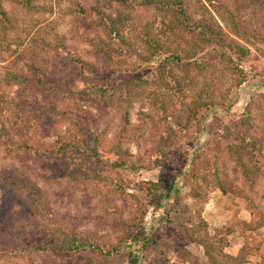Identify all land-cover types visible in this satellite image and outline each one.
<instances>
[{
    "label": "rangeland",
    "instance_id": "rangeland-1",
    "mask_svg": "<svg viewBox=\"0 0 264 264\" xmlns=\"http://www.w3.org/2000/svg\"><path fill=\"white\" fill-rule=\"evenodd\" d=\"M39 4L44 8L28 14L8 1L3 2L16 26L1 24L2 29L3 26L7 29L5 35L8 39L0 43L5 48L11 45V49L0 56V79L7 69L32 77L36 72L40 75L41 71V75H46L50 81L64 79L76 90H83L88 87L87 82L60 76V71H70L71 63L58 62L57 58L72 54L99 67L100 76L106 77L108 86L117 91L126 88L121 86L131 78L154 80V65L141 60L128 47L112 43L103 28L75 19L69 13V0H40ZM206 6L207 10L202 9L197 0H192L190 14L193 20L206 17L220 25L228 37L248 49L246 56L213 42L185 59L204 65L201 68L194 65L197 81L184 97L177 79L185 77V73L172 66L165 79L160 76V82L157 83L155 78L156 83L145 85L143 94L128 98L120 91L112 93L116 101L114 108L105 107L98 96H84L79 100L81 112H78L77 130L73 125L57 122L54 118L47 121L49 127H54L67 139L69 130H76L84 143L95 138H104L111 144L121 142L122 149L128 153L129 165H136L138 170L111 168L108 173L111 176L116 173L117 177L124 179L127 194L99 182L102 172L110 165L106 153L100 163L90 160L81 148L64 156H33V160L25 164L10 160L0 147V175L11 176L16 171L17 176L27 177L40 187L50 219L62 228L65 235L81 238L88 235L109 248V244H115L124 233L119 221L137 212L141 202L134 196H138L142 202V199L148 200L147 203L144 201L147 210L145 226L155 233L154 239L158 232L169 243L163 255L157 257L159 262L194 264L181 258V251L185 250L195 255L196 264H209L204 249L190 243L187 234L175 230L170 225L172 222H168V218H177L179 203L185 202L189 210L187 226L190 229L202 226L201 239L223 240L226 244L224 253L232 256L250 244L252 254L246 264L261 263L257 247H264V8L257 0H216L214 5ZM101 7L108 17L117 19L120 6L116 1L102 0ZM230 11L233 13L231 20L243 22L245 31L240 36H235L227 20L223 21L224 15L227 17ZM132 13L134 21L125 24L124 30L134 38L132 42L137 43L134 49L139 55H146L144 45L147 38L165 46L171 41L176 46L175 42L180 43V39L185 43L190 41V35L181 29L167 32L164 22L169 17L156 9L136 5ZM147 31H151L152 39L146 35ZM16 41L24 43L14 45ZM60 42L67 48L57 52ZM43 43L52 44L47 54L41 50ZM103 48H108L112 63H108L109 58L99 59L94 54ZM172 51L166 54L171 55ZM223 53L234 61H230L229 56L224 58ZM18 89L16 85L9 88L8 97L18 96ZM41 91L29 89L24 94L36 106L43 103ZM163 97L177 113L196 111L188 128H181L175 122L174 110L167 120L156 117L155 100ZM237 145L245 146L243 163L258 172L253 182L246 179L243 169L238 166L236 158L239 154H229ZM151 182H163L165 188L152 197L142 198ZM172 184H175L174 190L170 189ZM15 204H19L21 210L13 218V224L17 229L28 227L31 237L21 240L16 251L19 257L1 259L0 255V264H146L144 257L140 261L115 253L105 257L92 250L78 255L55 247L37 251L35 248L44 242L46 233L34 222H26L25 212L30 207L27 194L0 184V221L11 220L8 212ZM254 219L261 227L244 232L242 221ZM1 242L6 246L10 244L9 239L0 238V250Z\"/></svg>",
    "mask_w": 264,
    "mask_h": 264
},
{
    "label": "trees",
    "instance_id": "trees-1",
    "mask_svg": "<svg viewBox=\"0 0 264 264\" xmlns=\"http://www.w3.org/2000/svg\"><path fill=\"white\" fill-rule=\"evenodd\" d=\"M4 1H8L11 5L21 8L23 12L28 14L44 8L40 6V0H0V26L6 23L11 26H16L11 15L4 8ZM101 1L102 0H94L93 2L88 0H69L71 4L69 13L73 14L75 19L85 20V22L91 26L103 28L112 43H118L128 47L136 56L141 58V60L151 63L156 67L153 71V81L147 77L131 78L121 86V88L124 86L126 87L123 88L125 92L123 89L118 91L128 95V98H132L135 94H143L145 92V85H149L152 82L158 83L161 77L165 79V75L171 72L169 67L172 66L181 69V71L185 73V77L177 79V84L184 94L183 97L188 95L193 88V84H195V80L197 81L196 77L198 75H196V73L194 75V65L201 68L204 64H200L197 61H185V59L196 55L197 51L202 50L206 45L213 42H217L223 49L228 47L230 49H235L241 56H246V53L249 52L248 49L241 46L238 41L228 37V35L223 32L220 25L210 22L206 17L205 19L194 21V17L190 14L192 0H114L120 6L117 19L112 16L108 17L105 14L101 7ZM197 1L200 7L206 10L207 4L214 5V2H216V0ZM257 2L264 8V0H257ZM136 5L145 9H156L166 14V16L169 17L165 18L168 23L164 22L165 26H167V32H173L174 28L181 29L183 33L186 32L190 35V41L186 43L184 41L182 42V39L179 37L180 43L175 42L176 46L172 41L170 45L165 46V44L160 45L161 43L157 41L150 42L151 40L147 38L144 45L147 49L146 55L137 54L134 49L137 43L132 42L134 38L125 34L124 30L125 24L134 21L132 11H134ZM227 13V17L224 15L223 21L226 22L227 20V24L231 25L234 29L235 36H240V34L245 31L243 30V22L231 20L233 18V13L231 11ZM3 27L4 29H2V26L0 28V42L3 40L6 42L8 39V35H5L7 34V29L5 26ZM146 35L152 39L151 31H147ZM138 36L137 34L136 38ZM16 42L17 43L13 42V44L16 45L21 42V45H23L24 43L23 41ZM90 42L92 43V41ZM60 43L56 48L57 52L58 50L67 48L64 43ZM10 46L11 45L5 48V46L0 43V56L4 55L8 49H11ZM51 47V43H43L41 50L47 54L49 50H51ZM176 47L179 50H177ZM169 50H173L171 55L166 54ZM60 54H63V51H61ZM94 54H96L99 59L103 58L107 60V58H109L108 61L110 62L108 63H112V57L111 54H108V48L97 50ZM228 56L227 53H223L224 58ZM229 60L234 61L230 56ZM57 61L66 64L71 63L70 71H60V76L66 77L65 79L77 78L81 81H85L89 84L88 87L78 91V89H75L76 87L74 85L66 83L64 79L50 81L46 75H41V71L40 75H36V72L34 77H32L18 71L7 69L5 75L0 79V147L4 149L6 156L10 160L25 164L31 162L33 156L38 158L48 157L50 155L64 156L71 151H77L81 148L84 149V151L81 152H85L89 155L90 160L100 163L102 161L101 158L104 153H106L108 157L106 161H109L110 165L107 168L104 166L106 170L103 171V175L99 177V182L116 187L127 194L128 189L124 179L117 177L116 173L114 176L108 173L111 168H125L130 171L138 170L136 165H129V160L127 158L128 153L122 149V143L115 141L111 144L104 138H95L94 141L84 143L76 132L79 128L78 112H81V106L79 104L80 99L88 95L98 96L105 107L114 108L116 101L113 99L112 93L115 94L118 91L108 86V79L100 76L101 70L95 64L86 62L80 57L72 54L66 58H57ZM15 85L19 87V95L9 98L8 89ZM29 89L42 90L43 103H37L36 106H33L31 101H29L24 94V92ZM165 100V97L155 100L156 117L158 118V116H160L161 119L167 120L171 111L174 110V116L177 115V117H174L175 122H177L181 128H188L193 122L195 114H197L196 111H193V113L189 111L185 114L177 113L173 107L165 102ZM181 106L184 108V104ZM53 118L57 120V122L73 125L76 127V130H69L70 137L68 139L62 137L54 127L51 128L47 124V121ZM153 118H155V114ZM227 134L229 135L231 133L228 132ZM233 147L234 149L229 152L230 156H237L239 154L238 156L240 157L237 156L236 158L238 166L243 169L246 179L253 182L258 172L253 168H248V163H243L244 156L242 152L245 146L237 145ZM12 173L11 176L0 175V184L6 187L10 186L17 188L19 191H23L27 194L30 207L25 212L27 218L26 222H28V224L34 222L46 233L44 242L36 246L35 249H37V251H46L49 247H55L56 249H64L66 252L78 255L92 250L105 257L115 253L122 254L130 259H137L138 261H140L141 257H144L146 259V264H164L163 262H159L157 257L163 255V250L169 243L165 238L161 237L158 232L154 239L153 235L155 233L145 226L144 220L147 215V210L145 209L144 201L147 203V199H142V202L138 196H134L136 200L141 202L140 206L137 212L132 214L128 219L119 221L121 225L120 229H124V233L115 244H109L108 248L105 243L99 244L95 239L92 240L88 237V235H85L84 238L73 234L65 235L62 228L59 227L55 221L50 219L49 210L46 206V200L44 199V192L41 191L40 187L32 183L27 177L22 178L21 176H17L18 172L14 171ZM162 188H165L163 182H151L149 183L148 190H146V194L144 195V193H142L141 196L142 198L152 197L154 193ZM174 188L175 184H172L170 189L174 190ZM143 189L144 188L141 189L142 192ZM19 209L21 210L19 204L13 205L8 212L11 220L5 218L3 221H0V238L4 241L9 239L10 242L7 246L1 242V259L11 256L14 258L19 257V255L16 254L18 245L23 238L31 237L27 229L28 227L25 229H17L13 224V218L19 213ZM188 212L189 210L186 203L181 202L179 203L177 218L174 220L168 218V222H172L170 225L175 230L187 234L190 243L198 244L204 249L209 264L247 263L248 257L252 254V247L250 244L244 245L236 256L224 253L226 244L223 240L216 242L208 237L201 239L200 233L203 230L202 226L196 225L194 229L188 228V220H186ZM241 225L244 232L254 231L261 227L260 222L255 219L252 221H242ZM49 240L53 241L49 242ZM45 244H47L48 247H46ZM27 252H29V250H27L26 253ZM257 252L261 255L260 264H264V247H257ZM180 256L183 260H189L196 264L195 261L197 260L195 255H192L188 251H181Z\"/></svg>",
    "mask_w": 264,
    "mask_h": 264
},
{
    "label": "crops",
    "instance_id": "crops-1",
    "mask_svg": "<svg viewBox=\"0 0 264 264\" xmlns=\"http://www.w3.org/2000/svg\"><path fill=\"white\" fill-rule=\"evenodd\" d=\"M236 256V255H235Z\"/></svg>",
    "mask_w": 264,
    "mask_h": 264
}]
</instances>
